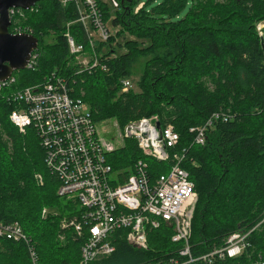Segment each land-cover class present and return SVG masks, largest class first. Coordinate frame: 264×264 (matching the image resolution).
<instances>
[{"label":"trees","instance_id":"obj_1","mask_svg":"<svg viewBox=\"0 0 264 264\" xmlns=\"http://www.w3.org/2000/svg\"><path fill=\"white\" fill-rule=\"evenodd\" d=\"M119 2L111 16L100 1L104 21L113 26L109 38L96 46L106 70L99 66L78 71L66 33L86 49L89 41L77 21L76 3L42 0L24 10L25 23L39 38L38 65L16 70L12 84L0 83V220L19 221L44 264L79 263L82 239L73 228H61L64 217L79 213V204L58 193L60 178L45 163L36 128L19 131L10 114L17 108L13 92L53 73L66 78L71 96L88 104L96 122L116 119L124 128L131 120L156 116L161 127L174 126L180 135L176 150L185 149L183 167L199 196L190 239L194 256L223 245L232 232L252 228L264 215V35L258 29L264 21V0H147L138 10L141 0ZM137 68L141 71L136 87L123 92L122 79ZM217 111L230 118L209 129L205 144H194L190 128ZM139 160L147 163L151 182L173 162L145 155L132 138L107 154L122 182L135 173ZM62 232L67 234L64 240ZM173 233V225L162 221L149 230V248L140 249L119 230L114 234L115 251L93 264L179 257L183 244L172 241ZM248 242L242 255L211 264L264 261V224ZM29 263L24 243L0 238V264Z\"/></svg>","mask_w":264,"mask_h":264},{"label":"built area","instance_id":"obj_2","mask_svg":"<svg viewBox=\"0 0 264 264\" xmlns=\"http://www.w3.org/2000/svg\"><path fill=\"white\" fill-rule=\"evenodd\" d=\"M59 1L76 3L77 21L83 25L89 41V49H86L84 43H78L70 32L66 33L78 71H92L99 66L105 69L96 46L99 41L109 38L112 29L103 19L100 1L114 16L120 6L119 0ZM9 13L11 33L34 34L30 25L25 23L23 8H10ZM263 27L264 21L259 22L261 34ZM37 49L32 52L26 68L38 65L40 53ZM15 81L13 74L0 83L12 84ZM134 86L130 77L122 79L123 92ZM71 91L66 78L56 73L41 83L15 91L11 96L17 108L11 112L10 120L21 132H26L28 126L36 128L45 150V163L60 178L58 193L79 204L78 214L64 217L61 221L62 229L73 228L76 238L82 239L78 264H93L112 254L116 249L114 234L119 230H123L132 246L148 249L149 230L159 228L162 221L173 225L172 241L183 244L178 251L179 257L170 256L142 264H194L200 260L211 264L245 252L251 233L264 224V215L252 228L232 232L223 245L215 246L200 256L193 255L190 239L199 196L189 172L183 167L187 158L185 149L176 150L180 135L172 124L159 128L156 116L131 120L124 128L116 119L96 122L88 104L82 98L72 97ZM229 118L227 113L217 111L203 124L191 127L193 143L205 144L209 129L219 120L227 121ZM106 124H110V130L106 129ZM125 138L135 139L141 151L149 157L158 161L172 160L169 171L151 182L147 163L139 160L135 173L124 182L115 177L107 154L124 146ZM43 212L46 214L47 209ZM65 235L62 232L61 239H66ZM0 238L24 243L29 264H44L36 244L19 221L0 220ZM259 264H264V261Z\"/></svg>","mask_w":264,"mask_h":264},{"label":"water","instance_id":"obj_3","mask_svg":"<svg viewBox=\"0 0 264 264\" xmlns=\"http://www.w3.org/2000/svg\"><path fill=\"white\" fill-rule=\"evenodd\" d=\"M42 0H0V81L9 79L16 70L26 69L30 56L39 47L34 34L10 32V8L30 10ZM157 126L161 128L160 122Z\"/></svg>","mask_w":264,"mask_h":264},{"label":"rangeland","instance_id":"obj_4","mask_svg":"<svg viewBox=\"0 0 264 264\" xmlns=\"http://www.w3.org/2000/svg\"><path fill=\"white\" fill-rule=\"evenodd\" d=\"M147 0H141V2H140V4L141 3H145ZM161 0H157V2H160ZM260 22H262V21H260ZM109 26L111 27V29L113 28V26H112V23H110L109 22ZM114 32H115V30H114ZM262 35H264V27L262 28ZM125 38H132L131 36H129V35H126V37ZM125 38H121L120 40L122 41V42H124V40H126ZM123 51H125V48H121V50H120V52H123ZM141 67V66H140ZM140 71H141V69L138 71V68H137V71L130 77V79L133 81V83L135 84L136 83V81L138 80V77H139V73H140ZM135 87H136V84H135ZM106 126V129L107 130H110V124H106L105 125ZM168 170V169H167ZM167 172V171H166ZM79 208V207H78ZM64 240V239H63Z\"/></svg>","mask_w":264,"mask_h":264},{"label":"bare ground","instance_id":"obj_5","mask_svg":"<svg viewBox=\"0 0 264 264\" xmlns=\"http://www.w3.org/2000/svg\"><path fill=\"white\" fill-rule=\"evenodd\" d=\"M160 162V161H159ZM150 177V176H149ZM67 235V234H66Z\"/></svg>","mask_w":264,"mask_h":264}]
</instances>
